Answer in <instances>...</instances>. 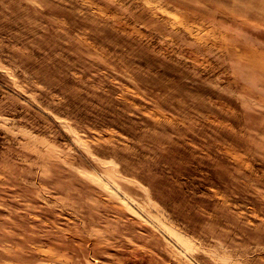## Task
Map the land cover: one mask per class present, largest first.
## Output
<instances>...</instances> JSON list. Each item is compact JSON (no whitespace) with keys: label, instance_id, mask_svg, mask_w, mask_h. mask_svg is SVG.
Instances as JSON below:
<instances>
[{"label":"rangeland","instance_id":"374dc122","mask_svg":"<svg viewBox=\"0 0 264 264\" xmlns=\"http://www.w3.org/2000/svg\"><path fill=\"white\" fill-rule=\"evenodd\" d=\"M0 264H264V0H0Z\"/></svg>","mask_w":264,"mask_h":264}]
</instances>
